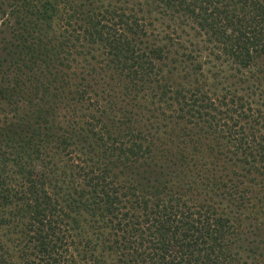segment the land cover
<instances>
[{
  "label": "trees",
  "instance_id": "16d2710c",
  "mask_svg": "<svg viewBox=\"0 0 264 264\" xmlns=\"http://www.w3.org/2000/svg\"><path fill=\"white\" fill-rule=\"evenodd\" d=\"M0 7V91L45 106L0 122V264L6 234L20 264H264V0ZM202 54L246 87L207 90Z\"/></svg>",
  "mask_w": 264,
  "mask_h": 264
},
{
  "label": "rangeland",
  "instance_id": "374dc122",
  "mask_svg": "<svg viewBox=\"0 0 264 264\" xmlns=\"http://www.w3.org/2000/svg\"><path fill=\"white\" fill-rule=\"evenodd\" d=\"M4 13L0 11V30L5 31L4 23L9 19L6 14L9 13V9L5 7H0ZM148 22L151 24V30L157 34L158 38L163 37V33L167 30L166 25L169 24V21L161 18V16L151 14L146 15ZM175 25L177 28L178 37L182 39L184 42L190 43H200L202 42L203 36L195 29V27L188 21L180 19L179 21H175ZM172 26V24H171ZM186 45V43H185ZM200 45V44H198ZM206 48H210V46H206ZM207 52H210L209 49ZM199 64L201 66V70L203 73V81L206 82V88L210 92H214L219 94L222 88H227L233 90H241V88H245L247 84L246 77L248 75H238L234 68L230 66L228 63L224 62L222 59H215L213 55H201V59L199 60ZM251 84V82H250ZM263 88L261 87L256 94L261 93ZM1 96V111H0V122L1 124L5 122H12L14 118L19 116H29L33 117L34 115H43L45 111V106L41 103L38 104H27L21 101H18L12 91V85L10 83V79L5 80L2 86V90L0 91ZM257 100V98H255ZM264 102V100H263ZM6 241L10 247L11 256L13 259V264H20L18 259V237L16 235L6 234ZM10 240V241H9Z\"/></svg>",
  "mask_w": 264,
  "mask_h": 264
}]
</instances>
